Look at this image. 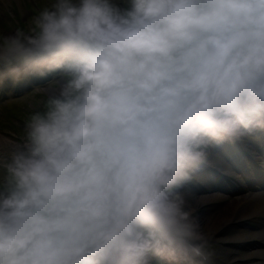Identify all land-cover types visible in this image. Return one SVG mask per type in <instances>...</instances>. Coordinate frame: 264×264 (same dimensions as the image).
I'll return each instance as SVG.
<instances>
[{"label": "clouds", "instance_id": "obj_1", "mask_svg": "<svg viewBox=\"0 0 264 264\" xmlns=\"http://www.w3.org/2000/svg\"><path fill=\"white\" fill-rule=\"evenodd\" d=\"M43 82L0 145V264L201 255L180 189L264 130V0H38L0 81Z\"/></svg>", "mask_w": 264, "mask_h": 264}, {"label": "rangeland", "instance_id": "obj_2", "mask_svg": "<svg viewBox=\"0 0 264 264\" xmlns=\"http://www.w3.org/2000/svg\"><path fill=\"white\" fill-rule=\"evenodd\" d=\"M37 6H38V0H5L3 8L6 11L12 13V16L15 17V19L17 20L16 22L18 24L19 22L24 20H26V23L28 24ZM17 28H22V27L16 24L3 23L2 25L0 24V33H9L16 30Z\"/></svg>", "mask_w": 264, "mask_h": 264}, {"label": "bare ground", "instance_id": "obj_3", "mask_svg": "<svg viewBox=\"0 0 264 264\" xmlns=\"http://www.w3.org/2000/svg\"><path fill=\"white\" fill-rule=\"evenodd\" d=\"M0 141L7 143V145H10V143H9L8 141H6V139H0ZM214 217H215V215L212 216V217H210L209 219H212V218H214ZM222 222H225V221L222 220ZM217 223L220 224L219 221H218ZM219 228H221V226H215L214 228H211V229H210V234L212 235V233L215 231V229H219ZM215 236H216V238H218V239L221 238V237L219 236V234H216Z\"/></svg>", "mask_w": 264, "mask_h": 264}]
</instances>
